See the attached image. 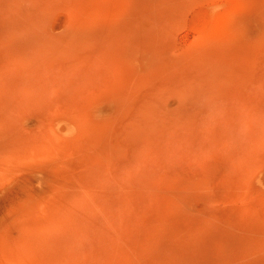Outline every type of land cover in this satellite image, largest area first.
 Masks as SVG:
<instances>
[{
    "label": "rangeland",
    "instance_id": "1",
    "mask_svg": "<svg viewBox=\"0 0 264 264\" xmlns=\"http://www.w3.org/2000/svg\"><path fill=\"white\" fill-rule=\"evenodd\" d=\"M0 264H264V0H0Z\"/></svg>",
    "mask_w": 264,
    "mask_h": 264
}]
</instances>
